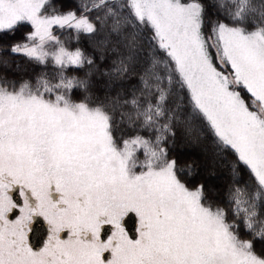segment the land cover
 Masks as SVG:
<instances>
[{
  "label": "snow or ice",
  "instance_id": "6c2138e0",
  "mask_svg": "<svg viewBox=\"0 0 264 264\" xmlns=\"http://www.w3.org/2000/svg\"><path fill=\"white\" fill-rule=\"evenodd\" d=\"M5 52L52 71H0V264H264V0H0ZM205 130L223 189L170 157Z\"/></svg>",
  "mask_w": 264,
  "mask_h": 264
},
{
  "label": "trees",
  "instance_id": "16d2710c",
  "mask_svg": "<svg viewBox=\"0 0 264 264\" xmlns=\"http://www.w3.org/2000/svg\"><path fill=\"white\" fill-rule=\"evenodd\" d=\"M69 6L75 7V4H70ZM96 14H97L96 12L92 13V15H96ZM29 30H30L29 28H23L20 31H18L15 34V36L6 37L5 42L11 43L14 40H20L23 38L22 33ZM57 34L59 35L60 32L58 31ZM64 36L66 38L67 33H64ZM83 47L88 51L92 50L89 45L88 38L86 37L83 38ZM0 55L7 56L8 59L11 61V68L0 69V71L8 75L9 77L15 78L17 80L21 79L22 77L31 78L40 71H49V72L52 71L50 66L47 69H43L41 66L30 63L24 57L16 54H10L5 52ZM17 61H19L22 67H26L27 71H20V72L15 71L14 69L16 67ZM132 82L135 83V81ZM129 134H131V130L129 131ZM141 134L146 137L149 135L147 131H141ZM193 135L192 137H194ZM183 139H184V133L183 132L178 133L175 143L170 145V157H175L178 164L181 166L191 163L198 170L195 175L188 178V183L190 185H195L197 183L204 182L206 185H210L218 189H223L224 186L229 181V169L227 167L226 162L221 161L220 157L216 155L217 148L213 142V138L211 134L207 130H205L202 134H200L199 141L202 142V146L206 153L203 151H199L191 147L190 145L184 147ZM207 153L211 154L212 157L208 156ZM225 155H227L228 160L233 159L230 153H225ZM242 236L244 238H248L247 234L244 233L243 231H242ZM260 245L261 242L257 241L258 251L260 250Z\"/></svg>",
  "mask_w": 264,
  "mask_h": 264
},
{
  "label": "water",
  "instance_id": "95a60500",
  "mask_svg": "<svg viewBox=\"0 0 264 264\" xmlns=\"http://www.w3.org/2000/svg\"><path fill=\"white\" fill-rule=\"evenodd\" d=\"M126 227L129 233L134 236L136 229V221L134 216H132L130 219H127ZM47 233L48 229L46 222L42 218H38L36 221H34L33 230L29 235L31 244L36 248L41 247L43 245L44 239L47 236Z\"/></svg>",
  "mask_w": 264,
  "mask_h": 264
},
{
  "label": "rangeland",
  "instance_id": "374dc122",
  "mask_svg": "<svg viewBox=\"0 0 264 264\" xmlns=\"http://www.w3.org/2000/svg\"><path fill=\"white\" fill-rule=\"evenodd\" d=\"M194 137H189L188 135H185L184 134V139H183V145H184V147H187L188 145H190L191 147H193V148H195V149H197V150H199V151H203V152H205L204 151V148H203V146H202V142L201 141H199V139H200V135H199V138L197 139L196 138V135L194 134L193 135ZM187 143V144H186ZM206 153V152H205ZM208 154V153H207ZM208 156H210V157H212L211 156V154H208ZM142 158V157H141Z\"/></svg>",
  "mask_w": 264,
  "mask_h": 264
},
{
  "label": "flooded vegetation",
  "instance_id": "af4514ba",
  "mask_svg": "<svg viewBox=\"0 0 264 264\" xmlns=\"http://www.w3.org/2000/svg\"><path fill=\"white\" fill-rule=\"evenodd\" d=\"M16 198H17V199H20V198H19V194H18V193L16 194ZM17 214H18V213H17ZM47 235H48V233H47ZM46 239H47V236H46V238H45L44 242L46 241ZM43 244H44V243H43Z\"/></svg>",
  "mask_w": 264,
  "mask_h": 264
}]
</instances>
